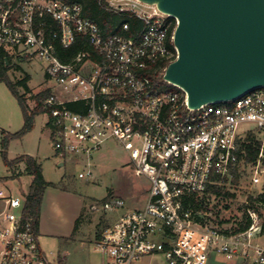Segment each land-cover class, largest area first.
Instances as JSON below:
<instances>
[{
	"label": "built area",
	"instance_id": "obj_1",
	"mask_svg": "<svg viewBox=\"0 0 264 264\" xmlns=\"http://www.w3.org/2000/svg\"><path fill=\"white\" fill-rule=\"evenodd\" d=\"M106 5L138 26L123 20L104 34L80 3L0 0V50L41 61L50 83L42 109L55 159L84 163L78 177L90 182L93 157L115 141L135 176L149 183L143 209L120 213L122 201L105 203L120 215L99 234L96 251L105 264L149 256L206 264L210 252L264 264L256 243L264 204L253 207L251 191L243 199L251 221L244 232L225 233L211 222L213 201L242 188L241 165L249 166L252 186H264V88L189 108L187 93L164 79L178 57L177 19L139 0ZM249 145L258 151L253 161ZM25 203L24 194L0 198V264H50Z\"/></svg>",
	"mask_w": 264,
	"mask_h": 264
},
{
	"label": "rangeland",
	"instance_id": "obj_2",
	"mask_svg": "<svg viewBox=\"0 0 264 264\" xmlns=\"http://www.w3.org/2000/svg\"><path fill=\"white\" fill-rule=\"evenodd\" d=\"M104 2L107 3V0ZM7 67V76L12 83L17 84L29 78L27 81L29 90L18 87V93L24 97L29 108L34 109L36 107L35 97L50 85L43 63L36 59L27 61L14 57L10 58V64ZM46 121L45 113L39 114L35 117L33 129L30 132L10 141L7 156L10 161L16 160V163L11 167L6 166L1 156V141L6 135L16 134L23 129L24 116L18 100L6 84L0 82V198L25 195L28 192L31 179L27 177L25 160L20 161L19 159L23 156H32L41 166L47 181L61 182L63 180L66 186L63 183L56 186L68 188L72 195L67 196L69 199L65 202L62 198L56 197L57 194L52 196L51 193H54L56 189L50 187L43 205L46 216L52 208L59 211L62 216L64 207L73 209L75 205L79 207L80 203L84 204L79 228L86 232L81 235L76 233L80 240L71 243L68 247L71 251L68 260L72 262L71 264H87L91 259L97 260L102 257L95 250L94 236L113 224L119 218L120 213L143 209L148 199L149 183L145 178L135 176L130 167L128 155L115 141H110L101 153L93 157L91 169L95 179L90 182L78 177L86 166L84 163H67L64 167H59L54 157L49 132L45 126ZM241 174L240 187L242 188H231V197H221L213 201L216 206L211 217L212 225L229 234H234L246 223L247 210L243 199L247 193L251 191L254 197L258 198L261 189L264 188L260 185H251L248 165H241ZM112 198L124 203L125 207L120 213L105 210V203ZM40 244L50 264H53L63 243L58 240L41 238ZM135 264L166 263L161 256H149Z\"/></svg>",
	"mask_w": 264,
	"mask_h": 264
},
{
	"label": "water",
	"instance_id": "obj_3",
	"mask_svg": "<svg viewBox=\"0 0 264 264\" xmlns=\"http://www.w3.org/2000/svg\"><path fill=\"white\" fill-rule=\"evenodd\" d=\"M177 19L164 79L199 108L264 88V0H139Z\"/></svg>",
	"mask_w": 264,
	"mask_h": 264
},
{
	"label": "trees",
	"instance_id": "obj_4",
	"mask_svg": "<svg viewBox=\"0 0 264 264\" xmlns=\"http://www.w3.org/2000/svg\"><path fill=\"white\" fill-rule=\"evenodd\" d=\"M69 1L71 3H80L83 6L84 16L96 22L104 34L108 33L112 26L117 25L119 22L123 20L130 21L133 28H136L138 26V22L136 20H129L128 18L119 16L115 14L113 11L109 10L104 0H69ZM74 50H72V52ZM8 64H10V58L5 54L3 50H0V82L5 83L6 86L9 88L10 92L12 93V95L18 100L24 116L23 129L16 134L6 135L1 141L2 159L6 166L11 167L14 163H16V160L10 161L7 156V150L10 141L14 138L23 137L33 129L35 117L44 112L42 109V101L48 96L49 92L44 91L38 94L35 97L36 107L34 109H30L24 97L18 93V87H22L25 90H29L27 86V81L29 80V78L25 80H21L17 84L12 83L7 76ZM247 151H248L247 159L249 161L255 160V157L257 156L258 153L257 149L249 145L247 147ZM19 160L20 161L25 160L26 173L28 176H31L33 178L29 190L25 194V198H26L25 218H31L33 220L36 231H38L40 212H41L44 193L48 187H53L56 185L49 183L44 179L42 174V168L34 160V158L30 156H23L22 159ZM224 196L231 197L232 195L230 193H225ZM250 202L253 207L255 206L256 202H262L264 204V196H259L257 199H253L252 197H250ZM250 222L251 221L249 220V218L246 217V223L243 226H241L235 233L244 232L249 227ZM263 231H264V226H263Z\"/></svg>",
	"mask_w": 264,
	"mask_h": 264
},
{
	"label": "crops",
	"instance_id": "obj_5",
	"mask_svg": "<svg viewBox=\"0 0 264 264\" xmlns=\"http://www.w3.org/2000/svg\"><path fill=\"white\" fill-rule=\"evenodd\" d=\"M45 126H46V122H45ZM64 166L65 165L59 163V167L62 168ZM42 174H43V170H42ZM27 177H30L32 182L33 178L31 176H27ZM47 182L58 185L63 183V180H61V182H51V181H47ZM63 185L66 186L64 183ZM52 188H55L56 190H54V193H51V195L54 196L55 194H57L56 197L62 198V200L65 202L69 199L67 198V196H72L68 188L65 189V188H60L58 186H53ZM49 189L50 187L46 189L42 201L40 219H39V230H38L39 238L40 239L49 238L51 240H58L59 242H62L63 246L61 245L62 248L61 250H59L58 256H55V260L53 264H71L72 262L68 260V258L71 255V251L68 249V247L70 246L71 243L80 240L78 234L81 235L86 232L79 228L80 215L82 214V209L84 208V204L80 203L79 207L75 205L73 209H69L68 207L65 209L64 207L62 216L59 211L52 208L51 212L49 211V214L46 216L44 214L43 205ZM63 216L65 218H63ZM76 233L78 234L76 235ZM99 234L97 236H94L95 245ZM260 235L261 237L259 238ZM260 235L257 237L256 243L264 248V231ZM81 244L83 245L84 243ZM87 264H105V263L103 257H100V259L97 260L94 259L89 260ZM206 264H247V263L241 257L227 259L223 255L217 254L215 252H210L207 256Z\"/></svg>",
	"mask_w": 264,
	"mask_h": 264
}]
</instances>
